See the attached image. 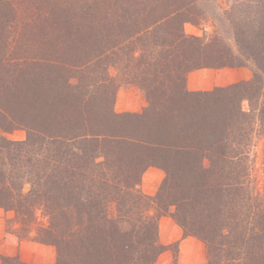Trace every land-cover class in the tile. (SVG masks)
I'll return each mask as SVG.
<instances>
[{"label": "trees", "instance_id": "obj_1", "mask_svg": "<svg viewBox=\"0 0 264 264\" xmlns=\"http://www.w3.org/2000/svg\"><path fill=\"white\" fill-rule=\"evenodd\" d=\"M198 1L0 0V37L9 35L20 9L24 29H85L89 39V48L74 55L64 50L76 44L75 30L71 44H44L45 37L27 51L25 69L22 63L14 68L22 78L0 79V207L15 211L24 225L41 210L45 221L33 238L56 248L55 264H153L165 248L158 241L164 215L183 235L203 242L206 264H264V197L250 157L253 136L264 134V12L241 7L229 15L235 26L250 18V27L258 29L254 36L261 43L246 55L254 63L252 77L212 91H188L186 75L194 69L242 65L221 49L206 63L184 47L196 40L182 29L194 21ZM246 1L253 2L238 3ZM238 28L246 39L253 37L247 24ZM118 29L137 30L122 36ZM147 29H166L167 37L147 49L140 41ZM131 44L127 53L124 46ZM148 51L157 58L151 63L156 74L138 78L147 101L141 112H115L107 79L91 77L84 87L62 74L85 66L88 57L81 52L95 58V67L123 62L126 70L132 64L146 73L150 64L137 61ZM186 52L194 57L185 63L163 59ZM43 64L45 74L37 71ZM55 81L59 91H67L64 105L47 95ZM18 127L27 131L24 140L3 134ZM148 166L165 173L152 196L139 188ZM0 260L27 264L16 256Z\"/></svg>", "mask_w": 264, "mask_h": 264}, {"label": "rangeland", "instance_id": "obj_2", "mask_svg": "<svg viewBox=\"0 0 264 264\" xmlns=\"http://www.w3.org/2000/svg\"><path fill=\"white\" fill-rule=\"evenodd\" d=\"M238 2H240V0H238ZM238 2L236 0H199L198 2H196L195 13H197V15L194 16V21L185 22L182 29L186 36H194L196 37V40L190 39L192 42L186 44L184 47H188V49L193 53L199 52V54H201L200 56H204L203 61L206 63L213 62L215 49H221L223 55H230L231 53L232 61L235 63H241V66H223L212 68H244L250 72L252 77L255 70L254 63L250 59L246 58V55H248L251 51H256V46H258V44L260 45L261 43L260 41L255 39L254 36L258 29L250 27L254 23L250 18L247 19V22L245 19L242 20L241 23L243 24L241 26H235L231 23V21L235 17L231 18L229 15L231 11L232 13L239 12V9L241 7H245L247 11H249V9L255 10L256 13L260 11V13L262 14L264 11L261 9V7L264 6V0H253V2L246 1L245 3ZM20 14L21 10L18 9L17 17H12L11 23L7 28V30H10L9 35H7V37L4 35L0 37V79L3 78L5 80H13L22 78L24 74L16 75L18 74V71H16L14 68L22 63L25 69L27 62L26 56L29 55L27 51L35 49L34 45L40 44V42H44L45 37H48V41L44 44L48 43L50 40H56L58 43L66 40L65 42L71 44L69 38H72L73 35L75 36V30L78 35L76 44H71L73 46H65L64 51L75 55L76 53H79L80 48H89V39L88 35L85 33V29H38L37 27H34L32 29H24L23 25L25 22H27V19ZM244 24H247V27L249 28L253 36L249 40L246 39L244 35H242V31L245 29L238 28L242 27ZM71 30L73 35L70 32ZM106 30L109 31L110 29ZM133 30L137 29H118L117 33L124 36V34H129ZM164 30L166 29H147L143 34H141L140 41H142L146 45L145 48L149 49L152 46L153 40L157 38L163 39L167 37L164 34ZM47 31L52 32V34L47 35ZM106 35H108V33H106ZM4 46H6V50H4ZM130 47H132V44L128 47H126L125 45V51L130 49ZM191 52H188V54L187 52L185 53L188 56L181 55L179 57H174L173 55H169L168 59H166L165 57H163V59L166 62L169 61V64H172L175 61L185 63L187 60L190 61L191 57H194L192 56ZM141 54L142 55H140L139 61L137 62L140 63V65H144V63L146 62L150 64L146 73L139 70L143 69L145 71V67L141 66L140 68L135 69L134 67H132V64L131 68L126 67V70L123 62H121V64H119L118 66L116 64H114V66H109L108 63L102 62L95 67V58L90 57V54H88L87 52H81L80 55H83L85 58L88 57V62L85 63V66L73 67L70 68V70L67 69L62 74L63 76H74L78 78V83L84 87L89 83L91 77L92 79L96 78L98 81L107 79L105 82H109L111 89L112 87H114V99L112 107L115 112H141L142 109L147 105V101L145 94L139 88L137 81H140V79L138 78L144 79L145 76L152 77L154 76V74H156L154 66L151 65V63L153 64V61L157 59L153 56L154 54H152L151 51H148L147 53L142 52ZM151 55L153 56L152 58ZM209 57L213 59H209ZM43 58L42 59L45 60V58H47V55L44 54ZM50 58L53 59V55H51ZM61 58V56H58L54 60H61ZM44 66V64L41 66L44 71L42 70V68H37V71L45 74L48 68L46 69V66L45 68ZM57 85L58 84L55 81L52 84L51 88L55 93L56 91H58L57 95L53 96V91L50 92V90L47 95L49 96L50 100L54 101V103L64 102V100L66 101L67 91L65 89L59 91ZM110 86L107 88V92L111 90ZM10 88L15 89V87H13L12 85H10ZM216 88L218 87H215L209 91H212ZM17 93L18 91L16 90L14 94ZM45 102L49 103L48 100H45ZM60 104L64 105V103ZM60 104L56 105L60 106ZM243 107H247L246 101L243 102ZM128 108H132L135 110H125ZM256 128L258 129L259 134V130L261 128L258 125ZM3 134L11 140H24L27 136V131L23 127H18L11 132ZM253 142L254 145L251 147L250 151V157L253 158V167L255 169L253 180L254 183H256L259 194L264 197V134L253 136ZM143 175L144 176H142L139 186L141 192L150 196L156 194L158 188L163 182L165 173H162L159 176L157 174H152L151 172L149 174V177H147L145 173ZM187 184L189 185V182H187ZM191 204L192 202H188V204L185 205L184 209L188 211ZM174 209L175 208L173 207V210H171L174 211ZM164 216L169 218L168 220L170 223H167L168 225L164 224L163 228L170 230L174 227L175 224V226L181 229V227L170 216ZM35 217L36 219L32 221H29V217L27 220L28 224L24 225L19 214H17L13 210H6L0 207V230L16 236L20 240L33 241L39 244L40 242L33 238V236L35 235L34 228L38 226V223H43L45 221V218L43 217V215H41L40 209L36 211ZM189 218L190 217L187 216V222L188 220L191 221ZM159 220L158 241L160 242V244L164 245L165 248L158 254L153 264H172L174 261L179 264H206L205 246L203 242H201L196 237L194 238L202 243V247H194V252H192V255H188L185 252L181 253L179 250L178 242H174L172 244H164L167 241V231L160 229ZM181 231L183 234L182 229ZM40 244L42 246H47L52 250V252H50L51 255L49 251L44 252L46 254L44 264H55L57 253L56 248L50 244ZM7 262L10 263L11 261L9 260Z\"/></svg>", "mask_w": 264, "mask_h": 264}, {"label": "crops", "instance_id": "obj_3", "mask_svg": "<svg viewBox=\"0 0 264 264\" xmlns=\"http://www.w3.org/2000/svg\"><path fill=\"white\" fill-rule=\"evenodd\" d=\"M251 74L247 69L238 68H198L187 73L185 86L188 91H209L215 87H224L230 84L248 80ZM127 111H134L135 109L128 108ZM161 175L164 171L156 166H148L145 171L147 177L149 174ZM141 176V179H142ZM169 218L163 216L159 220V227L161 230L167 231V238L164 244H172L178 242L179 250L182 253L192 255L194 247H202V243L193 236H183L180 228L175 226L172 229H165L163 225L170 223ZM45 251L52 252L47 246H42L33 241L20 240L16 236L0 230V256L1 257H18L19 260L27 264H44L46 257ZM51 255V253H50ZM0 264H2L0 260Z\"/></svg>", "mask_w": 264, "mask_h": 264}]
</instances>
